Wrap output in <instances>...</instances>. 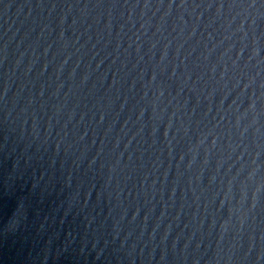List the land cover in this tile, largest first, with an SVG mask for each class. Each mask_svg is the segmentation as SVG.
<instances>
[{
  "label": "water",
  "instance_id": "obj_1",
  "mask_svg": "<svg viewBox=\"0 0 264 264\" xmlns=\"http://www.w3.org/2000/svg\"><path fill=\"white\" fill-rule=\"evenodd\" d=\"M0 264H264V0H0Z\"/></svg>",
  "mask_w": 264,
  "mask_h": 264
}]
</instances>
